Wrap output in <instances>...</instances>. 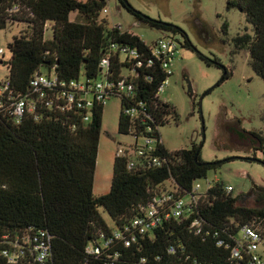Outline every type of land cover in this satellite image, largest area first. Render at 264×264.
<instances>
[{"label":"trees","instance_id":"trees-1","mask_svg":"<svg viewBox=\"0 0 264 264\" xmlns=\"http://www.w3.org/2000/svg\"><path fill=\"white\" fill-rule=\"evenodd\" d=\"M117 1L140 24L181 34L183 46L192 48L179 28L137 12L126 0ZM104 8L105 0H0V30L13 22L27 26L8 44L6 78L17 94L27 95L38 72H54L64 81L84 78L88 84L104 76L111 83L106 91L110 100L120 101L118 132L154 139L156 156L163 162L156 167L137 160L130 169L127 158L115 157L110 189L96 196L93 184L103 103L94 99L88 108L68 104L56 89L18 124L0 112V264H9L1 255L7 247L4 236L12 240L36 231L51 237L49 264H243L219 242L232 244L230 236L245 224L264 235V209L237 205L239 196L227 194L222 183L202 194L186 218L163 219L144 235L132 228L159 187L174 183L187 197L196 181L206 179L224 161L204 165L200 153L195 161L200 145L166 150L159 129L179 116L156 92L169 77L150 46L120 27L108 26L102 18ZM230 8L244 13L252 25V35L237 36L234 46L248 51L252 70L264 81V0H232ZM73 15L82 21H73ZM48 28L51 37L45 39ZM222 31L227 33V24ZM128 50L135 56H129ZM198 55L206 64L218 65ZM104 59L109 61L106 75L100 69ZM229 76L223 69L218 85ZM121 82L124 89L119 88ZM232 131L250 144L254 156L261 153L257 162L264 166V136L239 131L237 126ZM259 197L264 199V194ZM100 209L113 226L106 224ZM195 219L201 223L199 234L189 227ZM132 234L136 240L126 246ZM90 248L99 253H90ZM22 255L17 264H33L27 249Z\"/></svg>","mask_w":264,"mask_h":264},{"label":"rangeland","instance_id":"rangeland-1","mask_svg":"<svg viewBox=\"0 0 264 264\" xmlns=\"http://www.w3.org/2000/svg\"><path fill=\"white\" fill-rule=\"evenodd\" d=\"M126 1L137 12L182 30L193 48L183 46L181 34L140 24L117 0H105L108 12L102 14V18L105 17L109 27H120L122 31L139 37L148 46L165 37L175 38L179 42L173 74L160 95L161 100L173 106L179 116L176 121L170 118L159 129L164 147L169 152H176L202 143V161H224L216 170L209 171L207 178L230 187L232 195L239 196L237 205L264 209V199L258 193L246 196L253 186L264 189V166L257 161L246 160L254 156L250 144L241 141L232 131V127L237 126L239 131L260 132L264 136V81L252 70L248 51L238 50L234 46L237 36L253 33L246 15L236 8L227 9L232 0ZM71 19L82 21L77 15ZM224 24H227L226 34L222 31ZM26 27L23 22H13L0 30V49L4 52L0 55V81L8 74L5 65L10 58L8 44L14 36L23 34ZM50 34L48 28L45 39H50ZM198 53L216 61L218 65L206 64ZM223 69L230 76L217 85ZM119 115L120 101L112 98L105 104L102 113L93 184V193L97 196L106 194L110 189L117 150L135 144L131 136L118 132ZM143 144V140H138V146ZM254 157L261 160L262 155L256 152ZM198 183L201 192L205 193V179L198 180ZM169 185L166 182L164 186ZM184 199L187 200V197ZM99 212L106 224L113 226L109 215L103 209Z\"/></svg>","mask_w":264,"mask_h":264},{"label":"built area","instance_id":"built-area-1","mask_svg":"<svg viewBox=\"0 0 264 264\" xmlns=\"http://www.w3.org/2000/svg\"><path fill=\"white\" fill-rule=\"evenodd\" d=\"M107 12L108 10L105 7L102 10V14H107ZM178 48L179 42L175 38L170 37L158 39L150 46L152 56L160 61L167 77L173 74L172 68ZM3 53V50L0 49V55H3ZM128 54L129 56H135L134 51L128 50ZM108 66L109 61L107 59L102 60L100 63V69L104 75L107 74ZM168 80L169 78L163 81L158 88L156 92L158 99H161L160 95ZM110 87L111 83L104 76L88 84L84 78L76 81H64L58 79L54 72H38L31 81L29 94L21 95L11 88L10 81L5 77L0 81V112L6 114L18 124L27 114H33L37 105L47 97V94L54 92L56 89L59 90L68 104L77 102L79 107L88 108L95 99L105 105L110 100V95L106 92ZM119 88L124 89L123 82L119 83ZM131 137L135 140L134 146L118 149L115 157L127 158L130 169L136 166L137 160H143L145 163L156 167L161 166L163 161L156 156L157 147L154 139L140 138L144 141V144L138 146V140L140 139ZM205 181L207 190L219 183L217 180L211 182L208 178ZM169 183L168 187H165L164 184L158 188L148 206L141 209L142 214L140 217L132 222V228L137 230L140 235L151 233L163 219L186 218L192 207L197 204L200 196L204 194L201 192L200 184L196 181L191 194L185 200L181 196L179 188L174 183ZM223 189L227 194L232 192V189L228 186H224ZM189 227L195 234H199L201 231V223L197 219L193 220ZM3 238L7 241V247L1 251V255L6 258L9 264H17L23 257L22 252L26 249L32 257L33 264H49L51 237L47 232L36 231L31 236L15 237L12 240H9L8 236ZM230 239L232 244H226L225 242H219V244H225L224 246L229 249L232 259L242 261L243 264H264V235L255 226L245 224L239 227L234 237L230 236ZM135 240L136 236L132 234L125 240V245L130 246ZM89 252L99 253V249L90 248Z\"/></svg>","mask_w":264,"mask_h":264},{"label":"water","instance_id":"water-1","mask_svg":"<svg viewBox=\"0 0 264 264\" xmlns=\"http://www.w3.org/2000/svg\"><path fill=\"white\" fill-rule=\"evenodd\" d=\"M217 85H218V83H217ZM187 88H188V90L191 89V86H190L189 83H188V85H187ZM202 137H203V140H204V126H202ZM201 148H202V145L199 146L198 151H197V153H196V155H195V157H194L195 161H197V157H198V155H199V153H200V151H201ZM247 159H248V161H259L258 159H256V158H252V157H251V158H246V160H247ZM218 162H221V161H218ZM196 163H197V162H196ZM209 164H215V163L204 162V165H209ZM253 190H257V191H259V192H264V189H263V188H259V187H257V186H253V187L251 188L250 193H249L248 195H246V196H250V195H252Z\"/></svg>","mask_w":264,"mask_h":264},{"label":"flooded vegetation","instance_id":"flooded-vegetation-1","mask_svg":"<svg viewBox=\"0 0 264 264\" xmlns=\"http://www.w3.org/2000/svg\"><path fill=\"white\" fill-rule=\"evenodd\" d=\"M254 193H258V194H264V192H259V191H257V190H253V193H252V195H253Z\"/></svg>","mask_w":264,"mask_h":264},{"label":"crops","instance_id":"crops-1","mask_svg":"<svg viewBox=\"0 0 264 264\" xmlns=\"http://www.w3.org/2000/svg\"><path fill=\"white\" fill-rule=\"evenodd\" d=\"M97 196V195H96ZM99 196V195H98Z\"/></svg>","mask_w":264,"mask_h":264}]
</instances>
